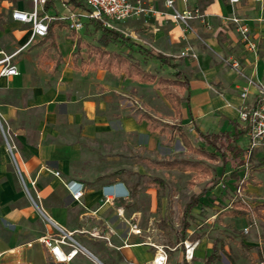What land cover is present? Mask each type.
Returning <instances> with one entry per match:
<instances>
[{
    "label": "crops",
    "instance_id": "obj_1",
    "mask_svg": "<svg viewBox=\"0 0 264 264\" xmlns=\"http://www.w3.org/2000/svg\"><path fill=\"white\" fill-rule=\"evenodd\" d=\"M143 1L152 2L157 9L169 12L162 0ZM173 1L176 10L198 7L206 14L208 26L192 23V33L183 39L178 27L169 20L145 16L128 19L119 25L120 31L117 32L149 50L152 55L169 56L177 64L176 69L188 81V92L183 91L185 96L177 118L186 119L194 135V128L200 133L226 131L234 134L244 127L239 120V111L243 106L253 105L259 84L264 83V58L260 54V51H264V0H239L235 4H230L228 0ZM62 3V10H57L53 2L44 11L51 16H60L75 6L68 0H62ZM24 5L29 7L28 2L20 0L12 9H27ZM231 15L243 19L249 26L257 43L256 57L243 48L235 26L226 19ZM85 26L92 29L89 24ZM63 28L66 27L55 30L59 62L54 60L52 68L48 70L40 65L39 58L33 56L29 50L30 44L23 46L29 36L27 24L12 20L9 13L3 31L0 29V59L3 55L8 56L9 60L13 59L11 65L17 71L16 75L0 76V123L14 134L17 144L16 151H10L9 157L0 141V264H148L154 250L142 243L146 235L141 234L137 225L138 214L135 212L126 218L123 212L128 207L117 204L130 203L129 197L110 203L102 201L100 187L120 181L118 177L112 179L108 176L119 169L87 178L81 165L85 162L79 143L82 137L80 125L91 126L95 132L97 126L104 130L103 126L110 122L101 114L107 108L108 101L116 96L115 92H127L130 87L147 83L126 77L122 72L90 67L84 63L90 59L86 56L82 58L80 52L79 57L74 58L75 47L70 56L72 64L68 65L67 57L61 56L57 41L58 32ZM128 33L130 35L126 36ZM148 35L155 45L151 49L143 45L150 44L145 38ZM41 38H34L36 41L33 45L42 50L45 44H37ZM68 38L74 46L70 30ZM186 45L193 50L194 58L177 56ZM75 61H79V66L75 65ZM232 61H237L239 67H232ZM245 87H248V95L243 99L240 91ZM141 113L144 112L138 113L132 124L145 123L138 120ZM240 138L246 139L245 146L238 143ZM240 138L237 144L245 150L248 142L246 133ZM256 152L252 153L253 158L264 156V152H257L261 156H257ZM11 160L23 176V185L38 175L51 176L45 188L47 191L38 202L39 206L24 199L13 174ZM49 170L58 171L63 179L80 178H73L84 184L78 212L74 207L77 202L71 199L65 202L64 197L59 198V194L66 192L59 179ZM108 207L114 211L113 215H104ZM94 222L96 225H91ZM131 225L138 228L137 234L131 232ZM58 230L69 235L78 249L64 263L54 262L47 247L38 239ZM115 240H118L116 244ZM62 249L66 251L69 247L63 245ZM173 250H167V260L168 253ZM181 257L182 250L179 259L175 256L173 264Z\"/></svg>",
    "mask_w": 264,
    "mask_h": 264
},
{
    "label": "rangeland",
    "instance_id": "obj_2",
    "mask_svg": "<svg viewBox=\"0 0 264 264\" xmlns=\"http://www.w3.org/2000/svg\"><path fill=\"white\" fill-rule=\"evenodd\" d=\"M19 1L0 0L1 31H3V24L9 20L10 10ZM78 3L80 4V0ZM54 5L57 10L63 9L62 0H55ZM24 8H27V5H24ZM76 32L80 35L82 43L96 44L98 32L86 27L85 23ZM68 33V27L61 29L58 32L57 41L60 44L61 56L67 57L68 65H70L72 64L70 56L74 46L73 41L68 38ZM129 35V33L126 34V36ZM145 38L150 41L149 45L143 44L146 48L151 49L152 46H155L149 35ZM35 41L36 39H32L28 42L27 37L23 46L30 44L29 50L33 52L35 58H39L40 65L46 70L52 68L55 60L52 49L44 47L41 50L33 45ZM1 44L4 42L1 41ZM106 48L122 54L129 53L144 70L155 74L156 77H172L170 68L158 66L155 60L138 55L133 49H127L118 43L109 44ZM79 52L80 56L85 58L84 48H81ZM260 54L264 58V51H260ZM74 63L79 66V61ZM9 64H13V59L9 60ZM262 85L264 86V83ZM262 85L259 84V87L264 88ZM115 95L108 101L107 108L101 114V116H106L107 121L110 120L103 126L104 130L99 129L98 126L95 132L91 126L80 125L79 127L80 134H82L79 140L83 151L82 159L86 164L81 165L87 178L89 175L102 174L115 169L130 172L128 175L117 178L127 187L130 194L131 206L124 210L123 216L127 218L136 212L138 214L137 225L141 229V234L151 236L152 240L162 243L167 248H174L168 253L167 264H173L175 256L179 259L182 250L175 244V231L180 226L184 204L190 197L198 196L205 190L207 191L199 198V204L193 207L190 210V215L186 217L188 223L186 236H198L196 239L198 244L190 263L201 264L204 255L210 253L212 241L216 240L218 259L212 264H264V210L262 218L253 215L250 220L246 216L232 218L223 214V210L228 208L234 199L241 198L250 206L264 202V168L257 165L256 157L248 162L246 168H240L236 179L230 178L229 164L224 166L222 160L219 159L216 161L207 160L183 147L176 135V124L182 125V130L193 146L199 144V139L193 134L192 127L186 119H179L174 115L162 98L158 85L154 82L133 86L127 89V92L122 90L115 92ZM179 96L183 99L185 93L180 92ZM107 97L109 98V96ZM97 98L100 99V97ZM101 98L104 99V97ZM97 112L100 113L98 110ZM140 112L154 116L156 120L166 123L169 127L162 135H158L155 132L147 131L145 123L132 124ZM0 125V141L8 154L7 144L10 146L11 152H15L17 144L14 134L4 124L2 126L0 123ZM213 140L215 144L223 146L228 142L223 140V136L214 137ZM245 142V138L238 140L241 146H245ZM255 151L264 152V147L255 148L253 152ZM9 157H11L10 154ZM170 158L198 160L208 166L210 171L205 174L195 171L179 172L156 169L148 162L153 159ZM11 165L24 199L29 203L33 201L39 206L38 202L45 195L47 191L45 188L49 185L51 176L48 174L38 175L33 177L31 182H24L23 185V176L19 174L12 160ZM71 178H78V176ZM155 178L160 179L162 185L156 186L152 181ZM247 179L249 182L239 190L238 184ZM133 187L134 190H132ZM58 196L59 198L64 197L65 202L71 201L63 192ZM76 204L75 212H78L81 207H79V203ZM103 213L110 216L114 211L108 207ZM91 225L95 226L96 223ZM242 230L244 235L240 234ZM241 240L249 248L242 247L239 243ZM117 242L115 240V244ZM110 243L114 244L113 241Z\"/></svg>",
    "mask_w": 264,
    "mask_h": 264
},
{
    "label": "built area",
    "instance_id": "obj_3",
    "mask_svg": "<svg viewBox=\"0 0 264 264\" xmlns=\"http://www.w3.org/2000/svg\"><path fill=\"white\" fill-rule=\"evenodd\" d=\"M30 6L27 9H12L10 18L12 20L25 23L29 27L28 42L34 38L43 37L47 32V25L53 19L64 20L69 30L77 31L81 29L83 23L93 20L98 22L107 30L120 31L119 25L131 18H144L152 16L155 18H164L178 27L181 38L192 33V23H198L205 27L208 26L206 14L198 7H185L182 10L174 8L173 0H162L165 9L169 12L159 10L152 2L143 0H80V6H73L66 14L60 16H51L44 11L45 0H23ZM185 1V0H182ZM239 0H228L230 4H235ZM235 26L239 41L243 48L253 56H257V43L252 36L249 26L243 19L231 15L226 18ZM178 57L194 58L195 54L189 46H185L179 51ZM232 67L238 68L239 63L232 61ZM0 76L16 75L15 67L9 64V57L0 59ZM249 84H251L249 82ZM248 87L242 88L240 96L246 99ZM239 120L246 128L247 145L245 147L246 161L243 167L248 166V159L255 148L264 147V88H258L257 97L253 105L243 106L239 111ZM7 144V143H6ZM9 152L10 146L7 144ZM57 177L63 186L66 194L74 202L80 203L84 194V184L78 179H63L58 171L49 170ZM240 190V186L238 185ZM103 202H113L114 200H126L129 197V190L121 181L106 183L100 187ZM120 213V209L117 208ZM131 232L137 234L138 228L131 225ZM103 238L107 239L105 236ZM39 241L47 247L51 259L57 263L68 262L78 251L74 240L63 234L60 230L55 233H46L40 236ZM151 246L154 250L153 257L148 264H166L167 248L162 243L152 240V237L146 235L143 242ZM198 244V240H188L184 238L177 245L182 248V256L186 262H190L193 253ZM68 246L64 251L62 246Z\"/></svg>",
    "mask_w": 264,
    "mask_h": 264
},
{
    "label": "trees",
    "instance_id": "obj_4",
    "mask_svg": "<svg viewBox=\"0 0 264 264\" xmlns=\"http://www.w3.org/2000/svg\"><path fill=\"white\" fill-rule=\"evenodd\" d=\"M53 2L54 0H45L44 9L51 7ZM68 2H72L75 6H80L78 0H68ZM85 24L91 25L92 29L98 32L96 44L93 45L82 43L80 37L76 35L73 30H70V36L75 41V50L73 52L74 58L79 57V50L81 48H84L86 58L90 59L84 61V63H86L90 67L112 70L114 72H122L126 77L136 79L137 81L142 83L154 82V84L158 85L161 96L167 101L175 116L178 117L180 115V103L183 99L179 96V93L183 91L188 92V81L186 77L176 69L177 64L172 62L171 57L162 54L152 55L149 50L143 48L138 44H135L127 37L123 36L115 30H107L103 28L96 21L89 20ZM62 27H66V22L64 20L53 19L49 21L45 36H43L37 43L38 45L45 44V47L52 49L53 54L55 55L56 63L59 62L60 55L57 49L55 30ZM114 43L125 45L128 49L133 48L136 53L142 55L145 58H153L160 66L170 68L172 70V77H156L155 74L144 70L139 65V63L131 57L129 53L122 54L113 50H108L106 48L107 45ZM138 120L145 121L146 129L150 132H156L157 134H163L166 128L169 127L166 123L156 120V118L148 115L147 113H141L138 116ZM181 126L182 125L180 123L175 125L176 135L187 151H190L207 160L216 161L219 159L222 160L223 164H230L229 177L233 179H236L238 177V172L240 171V168L243 167V164L246 161V153L245 150L237 144V140L246 133L245 127H240V130L235 132L234 134H230L226 131H219L216 133H200L194 128L193 131L196 137L199 139V144L193 146L182 130ZM220 136H223L224 141H228L226 145L223 146L215 144L213 138ZM251 160H253L252 154L249 157L248 161ZM256 161L258 166L264 168V156H262L261 158H257ZM148 162L156 169L176 170L179 172L195 171L205 174H208L210 171L208 166L198 160L170 158L160 160L153 159L148 160ZM129 173L130 172H127L123 169H119L110 173L108 176L109 178L113 179L122 175H128ZM152 181L156 186L162 185L160 179L155 178ZM248 182L249 181L247 179L246 181L244 180L238 185L241 189H243ZM132 190H134V187L132 188ZM205 191H203L202 194L198 196L190 197L189 200L184 204L181 211L182 214L180 219V226L175 231V244L180 243L184 238H187L191 241L198 238V236H186V230L188 226L186 217L190 215V210L199 204V198L203 196ZM117 204L123 207L131 206V203L124 204L122 202H118ZM263 210L264 202H260L255 204L254 206H250L241 198H238L230 202V206L223 210V214L231 217L246 216L250 220L251 216L253 215L262 218ZM240 234L244 235V231H240ZM239 243L242 247L249 248V246L243 243L242 240ZM216 248V240H213L210 246V253L204 255L201 264H212L218 259ZM176 264L191 263L186 262L182 256Z\"/></svg>",
    "mask_w": 264,
    "mask_h": 264
}]
</instances>
